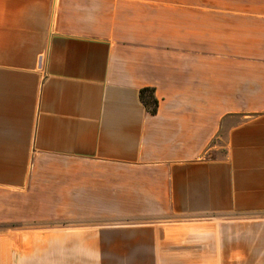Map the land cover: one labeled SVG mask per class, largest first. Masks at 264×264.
Wrapping results in <instances>:
<instances>
[{
	"label": "crops",
	"instance_id": "1",
	"mask_svg": "<svg viewBox=\"0 0 264 264\" xmlns=\"http://www.w3.org/2000/svg\"><path fill=\"white\" fill-rule=\"evenodd\" d=\"M0 227V264H264V0H0Z\"/></svg>",
	"mask_w": 264,
	"mask_h": 264
},
{
	"label": "trees",
	"instance_id": "2",
	"mask_svg": "<svg viewBox=\"0 0 264 264\" xmlns=\"http://www.w3.org/2000/svg\"><path fill=\"white\" fill-rule=\"evenodd\" d=\"M138 97L145 110L149 114L154 115L157 110V100L154 96V91L150 88H143L139 90Z\"/></svg>",
	"mask_w": 264,
	"mask_h": 264
},
{
	"label": "rangeland",
	"instance_id": "3",
	"mask_svg": "<svg viewBox=\"0 0 264 264\" xmlns=\"http://www.w3.org/2000/svg\"><path fill=\"white\" fill-rule=\"evenodd\" d=\"M0 229H5V228H3V227H0Z\"/></svg>",
	"mask_w": 264,
	"mask_h": 264
}]
</instances>
